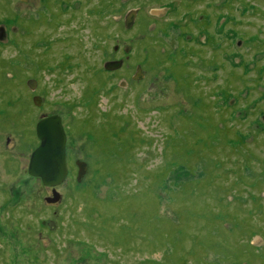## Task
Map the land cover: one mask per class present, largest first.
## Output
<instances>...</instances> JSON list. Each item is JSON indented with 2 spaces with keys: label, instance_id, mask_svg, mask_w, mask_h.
I'll return each instance as SVG.
<instances>
[{
  "label": "rangeland",
  "instance_id": "374dc122",
  "mask_svg": "<svg viewBox=\"0 0 264 264\" xmlns=\"http://www.w3.org/2000/svg\"><path fill=\"white\" fill-rule=\"evenodd\" d=\"M56 1L59 14L45 4L12 29L0 11V264H264L262 115L245 114L263 92L250 63H264V0ZM51 115L62 117L70 170L55 206L26 175L38 120ZM84 119L98 140L89 147L71 134ZM121 127L136 146L114 163L117 188L106 177L94 192L89 171L78 184L85 154L112 166ZM8 138L19 153L3 154Z\"/></svg>",
  "mask_w": 264,
  "mask_h": 264
},
{
  "label": "water",
  "instance_id": "95a60500",
  "mask_svg": "<svg viewBox=\"0 0 264 264\" xmlns=\"http://www.w3.org/2000/svg\"><path fill=\"white\" fill-rule=\"evenodd\" d=\"M122 66L121 62H109L105 68L115 71ZM29 87L34 89L35 81L29 82ZM37 106L42 105V100L36 98ZM37 137L40 141L37 149L30 157L28 171L31 177L38 178L43 185L53 188L51 197L45 199L48 204H57L61 201L62 195L57 190L63 185L69 175L67 163V134L65 132L60 116L53 115L40 120L36 127ZM77 182L81 183L88 172V164L78 160Z\"/></svg>",
  "mask_w": 264,
  "mask_h": 264
},
{
  "label": "flooded vegetation",
  "instance_id": "af4514ba",
  "mask_svg": "<svg viewBox=\"0 0 264 264\" xmlns=\"http://www.w3.org/2000/svg\"><path fill=\"white\" fill-rule=\"evenodd\" d=\"M4 0H0V4L3 2ZM16 1H23L24 3H27V1H29V0H7V2H8V5L5 7V8H2V9H0V11L1 12H4V14H10V15H12V22H13V24L10 26V25H8L7 24V26H8V29H12V28H14V26L16 25L17 26V24H18V22H19V18H21V17H23L24 16V18H27L28 17V15H30V14H32V12H34L35 10H42L45 6V4H51L52 3V6H51V11H52V14L53 15H55V14H59V6H60V4L59 3H57V1L56 0H39V2H40V4H39V6L36 8V9H34V10H30V11H26V12H24V13H16V12H14L15 11V9L13 10V8H12V6H14V3L16 2ZM66 3V1L65 0H62L61 1V4L64 6V4ZM125 4V6H126V8H128V4H126V3H123L122 4V6ZM172 6V5H171ZM171 6H169V10H170V7ZM124 7V6H123ZM69 8V6L66 8V10H64L63 12H65V13H67V12H69L68 13V15L71 17V11L68 9ZM12 9V10H11ZM56 9V10H55ZM58 10V11H57ZM141 10H142V7H140V12H141ZM90 12H91V14L93 13V10H90ZM64 13H62V15H63ZM65 15V14H64ZM67 15V16H68ZM138 17H136V19H137ZM136 19H135V21H136ZM72 20H73V17H72ZM72 22V21H71ZM220 25H221V21H220ZM219 28L220 29H218V33L219 34H222V33H224V29H222L221 28V26H219ZM236 33V31H233V34H235ZM233 34H231V36L232 37H234V35ZM227 38H230L229 36H227ZM117 48L118 47H115V51H117ZM118 62V61H117ZM107 63H109V62H106L105 64H104V67H105V65L107 64ZM251 64V66H252V70L255 68V72L257 73V77H256V79H253V82L255 83V86L258 88V87H262L263 88V92H262V96L259 98V99H257L258 100V102H257V100H253L252 102H248V103H246L247 105H246V107H247V111H246V113L245 114H254L255 112H260L259 114H261L262 116H261V120H255V121H253V123L254 122H256L255 123V125H254V127H255V129H259L260 128V130H263L264 131V113H263V111H262V109H261V107L258 105L259 104V101H262V102H264V85H259L262 81L264 82V63L261 65V67H257L256 66V64L255 63H253V62H251L250 63ZM257 69V70H256ZM249 70H251V68L249 67V65H248V69H247V71H249ZM113 74V73H112ZM30 81H33V80H29L28 81V84H29V82ZM36 83V82H35ZM37 85V84H36ZM35 85V86H36ZM29 87V86H28ZM249 86H246L245 87V89H244V91H245V93H244V95H247L248 94V92H250V90H249ZM29 89H31L30 87H29ZM31 90H34V89H31ZM225 90H223V93H221V95L222 96H225L224 98H227L228 97V92H226V95H225ZM241 94L243 93V92H240ZM239 93V94H240ZM36 97V96H35ZM37 98V97H36ZM230 98H231V96H230ZM262 99V100H261ZM36 100V99H35ZM35 104L34 105H36V102H34ZM227 103V102H226ZM37 106V105H36ZM234 105H232V103H229V105H227V106H225V108H230V107H233ZM38 107H42V106H38ZM250 110H252V111H250ZM254 110V111H253ZM247 116V115H246ZM45 117H50V116H43V117H41V119L40 120H42L43 118H45ZM40 120H38V122L40 121ZM38 124V123H37ZM36 127H37V125H36ZM36 135H37V132H36ZM248 135H250V134H248ZM38 138V137H37ZM250 137H247V139L246 140H242L243 142H246L247 143V141H248V139H249ZM38 141H39V139H38ZM10 143V139L8 138V140H7V147H8V149H9V151L7 152V151H3V154H9V155H12V154H14V153H19L18 151H17V147H15V148H12V145H10L9 144ZM39 143H40V141H39ZM38 146H39V144H38ZM37 146V147H38ZM37 147L32 151V153L37 149ZM13 150H12V149ZM32 153H30V156H29V163H30V157H31V155H32ZM233 156L235 157L236 156V154H233ZM6 158L8 157L7 155L5 156ZM256 158V160L254 161V162H259V163H261V170H262V168H263V175H264V159L261 161V159H259L258 157H255ZM29 163H28V167H29ZM253 165H254V163H253ZM254 167V166H253ZM254 170H255V168H254ZM261 170L259 171V172H261ZM6 171H8V170H6ZM9 172V171H8ZM255 172H257V171H255ZM258 173V172H257ZM26 175L27 176H29V178H31L32 180H38V181H40V183H41V185L44 187V188H46V189H48V191L51 193V195H52V193H53V188H49V187H46V186H44L43 185V183H42V181L40 180V179H38V178H34V177H31L30 176V174H29V171H28V168H27V173H26ZM59 188V187H58ZM58 188H57V190H58ZM14 191V190H13ZM12 191V192H13ZM18 193H20V194H22L21 193V191H19V190H16V195H18ZM47 197H50V196H47ZM46 197V198H47ZM45 198V199H46ZM44 199V200H45ZM47 205H49V206H55V205H57V204H48V203H46ZM43 224V227L46 229V226H45V222H43L42 223ZM43 228V229H44Z\"/></svg>",
  "mask_w": 264,
  "mask_h": 264
},
{
  "label": "trees",
  "instance_id": "16d2710c",
  "mask_svg": "<svg viewBox=\"0 0 264 264\" xmlns=\"http://www.w3.org/2000/svg\"><path fill=\"white\" fill-rule=\"evenodd\" d=\"M157 1V0H156ZM125 6V4L123 5ZM221 21V20H220ZM221 28L223 29L224 28V23L220 25ZM230 97V96H229ZM228 99V97H227ZM226 99V100H227ZM121 116H118V118H120ZM74 119V118H73ZM118 120V119H117ZM116 120V121H117ZM77 122V121H76ZM105 123V122H104ZM104 123L100 122L101 125L104 126ZM79 124V125H78ZM81 124V126H80ZM78 126H75V124H73V133L71 132V134L74 135V132H77L78 133V139L79 141L80 140H83V138H85L87 140L86 143H84V147L85 146H90L92 143H95V139L97 140L96 137H94L91 133H88V130L90 129L89 127L92 126L91 125V121H89L88 119H84L83 121H80L77 123ZM117 125V124H115ZM110 127H113L112 125H110ZM114 128V127H113ZM102 129H97V131H101ZM124 130V132H123ZM121 131V132H120ZM125 129H122V127L119 129V132L115 133L114 135V139L111 141L110 140V143L112 144V146L115 148V152H116V155L114 157L111 158V160H106V162H110L112 164V166H104V162H103V158L99 159L98 161L93 159V156L91 154V152H89L88 154H85L84 155V159H86L85 161L89 164V173H92V175L94 176V181L92 182V185L91 186H94L93 188V191L95 192L98 188H100L101 186L99 185L100 182H101V179H105V180H108V179H112L111 180V185L110 186H114L117 188V186L115 185L116 184V178H117V175L119 173V171L114 167V163L117 164V162H122V159L124 160V158L128 159V156L130 155V150L133 149L136 145L132 142L134 139L133 138H128V140H125L122 136V134H125ZM238 136L240 137L241 140H246L247 137H249L250 135H243L241 134L240 132L237 133ZM98 141V140H97ZM135 141V140H134ZM74 142H75V139H73V149L75 148L74 147ZM109 145V144H108ZM92 151V150H91ZM124 154V155H123ZM236 154V153H234ZM237 155V154H236ZM91 160V162H90ZM94 161V162H92ZM95 164V165H94ZM94 165V166H93ZM101 166V167H98V166ZM180 169L181 168H187L185 165H180L179 166ZM172 168V166L170 167V169ZM116 170V172H115ZM112 172V173H111ZM116 173V175L114 174ZM173 174V170L171 172H169V176H171ZM169 176H165L164 174H162L159 178H162V177H169ZM108 177V179L106 178ZM166 179V178H165ZM164 179V181H165ZM189 181L187 180V182H182L179 183L177 185V189L178 190H184L185 189V186L187 185ZM100 186V187H99ZM169 192H173L174 190H171V189H167ZM92 191V192H93ZM119 193V192H118ZM183 194V193H182ZM136 196V194L134 195ZM121 200V199H120ZM156 216L155 217H152V221H156ZM116 242V241H115ZM118 245L121 244V241L118 239Z\"/></svg>",
  "mask_w": 264,
  "mask_h": 264
}]
</instances>
